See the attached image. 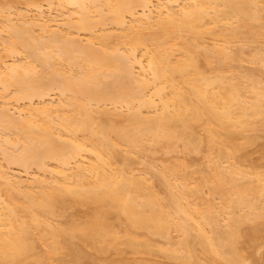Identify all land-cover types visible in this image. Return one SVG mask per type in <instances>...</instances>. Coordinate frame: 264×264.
<instances>
[{
  "label": "bare ground",
  "instance_id": "obj_1",
  "mask_svg": "<svg viewBox=\"0 0 264 264\" xmlns=\"http://www.w3.org/2000/svg\"><path fill=\"white\" fill-rule=\"evenodd\" d=\"M14 1L0 0V264L125 246L244 264L264 239V173L240 160L264 125V79L237 72L264 63V0H44L46 14ZM179 148L203 165L172 161ZM143 153L164 165L138 168Z\"/></svg>",
  "mask_w": 264,
  "mask_h": 264
},
{
  "label": "rangeland",
  "instance_id": "obj_2",
  "mask_svg": "<svg viewBox=\"0 0 264 264\" xmlns=\"http://www.w3.org/2000/svg\"><path fill=\"white\" fill-rule=\"evenodd\" d=\"M4 1H5V0H4ZM11 1H12V0H11ZM19 1H20V0H19ZM19 1H16L17 3L14 1V2H11L10 4H12V3L14 4V3H15L14 5H12V6H14V9H15V8H19V7H20L21 9H22V8L24 9V7H23L24 4H23V5L20 4L22 7L19 6V3H23V0H22V2H19ZM38 1H39L40 3H39ZM2 2H3V1H2ZM2 2H1V3H2ZM7 2L9 3V1H7ZM18 2H19V3H18ZM42 2H43V3H42ZM3 3H4V2H3ZM5 3H6V2H5ZM8 3H7V4H8ZM35 3H36L37 5H42V6L40 7V9L42 8L41 10L44 11L45 14L48 13V10L45 9V7L47 8V6L45 5V1H44V0H36ZM17 4H18L19 7L17 6ZM3 5L6 6V4H2V6H3ZM5 6H4V7H5ZM12 6H10V7L12 8ZM16 6H17V7H16ZM24 6H25V5H24ZM7 7H8V6H7ZM30 7H32L33 10H31L32 8L30 9ZM30 7L28 8V9L30 10V11L28 10V14L30 13V17H31L32 15L34 16V15L37 14V13H36V11H35L36 9H35L33 6H30ZM12 9H13V8H12ZM12 9H11V10H12ZM46 10H47V12H46ZM49 11H50L52 14H53V12H54L53 10H52V11L49 10ZM32 12H33V13H32ZM34 12H35V13H34ZM31 14H32V15H31ZM28 16H29V15H28ZM33 16H32V17H33ZM207 42H208V41H207ZM261 42H262V41H261ZM208 43H210V41H209ZM256 44H257V43H256ZM249 45L251 46V43H250ZM252 45H253V47H254V46H255V43H254V44L252 43ZM258 45H259V46H258ZM258 45H257L258 47H255V49H256V48H259L260 45H261L262 47H260V48H262V51H261L260 48H259V50H260L261 52H264V43H262V44H261V43H260V44L258 43ZM248 49H249V50H247V49H244V50L248 51V53H249L250 49L253 51L252 47H250V48H248ZM255 49H254V50H255ZM246 51H245V52H246ZM252 51H251V52H252ZM257 52H258V51H257ZM248 53H247V54H248ZM259 53H260V52H259ZM247 54H246V55H247ZM250 54H251V53H250ZM250 54H249L248 57H250ZM255 54H256L257 56L259 55L258 53H256V50H255ZM262 54H264V53H262ZM262 54H261V55H262ZM246 55H244V56H246ZM253 56H254V55H253ZM262 56H264V55H262ZM252 58H255V57H252ZM7 59H8V58H7ZM242 59H243V58H242ZM242 59H241V61L239 60V61H240V65L237 63V64H238V67L240 66L241 68L238 69V67H237V69H238V70L242 69V71H243L244 73L241 72V71H240V72L238 71L237 73H242L243 75H244L245 73H247V75L249 74V75H248L249 77H250V75L252 74V75L255 77V79H257V80H259V81H262V79H264V67H262V66H264V65H262V66L259 65V64L262 63V62L260 61V63H259L258 65H256V64H257V62H256L257 60H254V63L256 62V64H254V63H250L249 61H247L248 59L246 60L245 57H244V59H245L247 62L244 61V60H242ZM250 59H251V58H250ZM256 59H257V58H256ZM239 61H238V62H239ZM231 62H232V61H231ZM233 62H234V64L236 65V63H235L236 61H233ZM230 64H231V63H229V65H230ZM234 64H231V65H232V67H235V69H236V66H235ZM262 64H264V63H262ZM227 66H228V65H227ZM225 67H226V66H224V69H222L223 71L225 70ZM221 68H222V67H220V69H221ZM227 69H228V68H227ZM229 69H230V68H229ZM232 69H233V68H232ZM235 69H234V71H235ZM228 71H229V70H228ZM228 71H224V73L226 74ZM234 71L231 70V74L234 73ZM229 74H230V73H228L227 75H229ZM243 75H241V76H243ZM245 75H246V74H245ZM252 75H251V77H252ZM229 76H230V75H229ZM231 76H232V75H231ZM233 76H234V74H233ZM235 76L238 77V74L235 73ZM248 76H247V77H248ZM243 77H244V79L247 78L246 76H243ZM243 77H242V78H243ZM256 77H257V78H256ZM237 79H241V78L238 77ZM245 80H246V79H245ZM247 80H249V78H247ZM241 81H243V79H242ZM246 82H247V81H246ZM262 82H264V81H262ZM52 99L54 100L55 98L53 97ZM257 128H258L257 131L252 132V131H253V130H252V131L248 132V133L251 134V135H250L251 137H253V136H252V133H254V136H255V137H253V139H255V140H254V142H253L252 144H250V145H248V146L246 147L245 150H246L247 153H246L245 150H244V154H245V153L247 154V156H246V155H244V156H245L247 159H245V161H244V157H243V158H241L240 160H243V162H241V164H242V163H244V164L246 163L245 165L248 164L246 167L244 166V169H246V168H249V169H250L251 167H254V166L251 165V164H254V165H256L255 167L260 171V173H261V172L264 173V125H262V127H261V126H258ZM259 128H260V129H259ZM255 129H256V128H255ZM251 132H252V133H251ZM248 133H247V135H248ZM248 136H249V135H248ZM175 151H177V149H176ZM178 151H179V152H172V154L169 153L168 155H171L170 159L172 158V156H178V159H177V157H176L175 160H179V158H180V159H182L184 162L186 161L187 163H190V164L192 163V164H200V165L202 164V165H203V163H202L203 161H202V160H204V159H202L203 157L201 158V155H200V154H199V155H198V154H197V155H195V154H193V155H188L187 153H184V154H183V153H181L180 148H179ZM146 153H147V152H146ZM151 153H153V152H151ZM151 153L148 152V154H151ZM242 153H243V152H242ZM148 154H145V155L147 156V157H146V160H147V158H149L150 161H152V160H151V157H152L153 159H156V158H157V159H161V160H162L163 158H166V157H167L166 154L161 153V152H160V153H159V152H156V155H155V154H151V155H154V156H151V155H148ZM162 154H164V155H162ZM185 154H187V155H185ZM143 155H144V153L142 154V158H143ZM145 155H144V156H145ZM140 156H141V155H140ZM148 156H149V157H148ZM150 156H151V157H150ZM155 157H156V158H155ZM168 157H169V156H168ZM131 158H132V157H131ZM131 158H130V159H131ZM135 158H136V157H134L133 159H135ZM137 158H138V157H137ZM137 158H136V160H137ZM139 158H141V157H139ZM174 158H175V157H174ZM200 158H201V159H200ZM166 159H167V158H166ZM172 159H173V158H172ZM172 159H171V160H172ZM0 160H1V159H0ZM139 160H140V159H139ZM139 160H137V161H138V164H136V166H137L138 168H140V167L142 166V164L145 163V161H146V160H145V157L143 158L144 162L141 163ZM164 160H165V159H164ZM155 161H156V160H155ZM155 161H154V162H155ZM159 161H160V160H159ZM159 161H157V162H155V163H159V164H160ZM166 161H167V160H166ZM172 161H174V159H173ZM179 161H180V160H179ZM139 162H140V163H139ZM154 162L152 161V162L149 163V161H148L147 164H149V165H150V164H151V165L153 164L154 167H155L156 165L158 166V164L154 165V164H155ZM167 162H168V161H167ZM167 162H166L165 165H167ZM175 162H176V161H175ZM175 162H174V163H175ZM1 163H3V161H1ZM163 163H164V162H162L161 164L164 165ZM178 163H179V162H178ZM139 164H141V165H139ZM161 164H160V165H161ZM169 164L171 165V163H169ZM175 164H176V163H175ZM192 164H191V165H192ZM244 164H242V165H244ZM133 165H135V164H133ZM145 165H146V164H145ZM145 165L142 166V167H144V170H145ZM200 165H199L198 168H200ZM249 165H250V167H249ZM131 166H132V165H131ZM147 166H148V165H147ZM157 166H156V167H157ZM197 166H198V165H197ZM133 167H134V166H133ZM137 167H136V168L134 167V168H135V170L138 171V168H137ZM187 167H188L187 169H190V166H189V165H188ZM193 167H195V166H193ZM203 167H204V166H203ZM203 167L201 166V168H203ZM242 167H243V166H242ZM255 167H254L253 169H256ZM10 168H11V167H10ZM12 168H13V167H12ZM12 168H11V169H12ZM131 168H132V167H131ZM146 168H147V167H146ZM157 168H158V167H157ZM201 168H200V169H201ZM11 169H9V170H11ZM13 169H14V168H13ZM132 169H133V168H132ZM142 169H143V168H142ZM191 169H192V168H191ZM194 169H195V168H194ZM205 169H206V167H205ZM135 170H134V171H135ZM192 170H193V169H192ZM246 170H247V169H246ZM251 170H252V169H251ZM140 171H141V169H140ZM182 171H183V170H182ZM182 171H181V172H182ZM186 171H187V170H186ZM189 171H190V170H189ZM200 171H201V170H200ZM248 171H250V170H248ZM253 171H254V170H253ZM256 171H257V170H256ZM256 171H254V172H256ZM259 171H258V172H259ZM10 172H11V171H10ZM144 172H145V171H144ZM183 172H184V171H183ZM183 172H182V173H183ZM203 172L205 173L204 169L202 170L201 173H203ZM258 172H257V173H258ZM134 173H135V172H134ZM136 173H137V172H136ZM138 173H139V172H138ZM145 173H146V172H145ZM145 173H144V174H145ZM186 173H187V172H186ZM189 173H190V172H189ZM192 174H193V173H192ZM199 174H200V173H199ZM146 175H147V174H146ZM196 175H197V174H196ZM148 176H150V175H148ZM192 176H193V175H192ZM146 177H147V176H146ZM193 177H194V176H193ZM197 177H198V176H197ZM197 177H195V178H197ZM252 177H253V176H252ZM262 177H264V176H262ZM153 181H154V180H153ZM153 183H154V182H153ZM152 185H153V184H152ZM154 185H155V184H154ZM157 186H158V184H157L156 186H154V187H157ZM160 188H161V187H160ZM160 188L157 187L158 191L161 190ZM162 189H163V188H162ZM154 190H156V189L154 188ZM158 191H157V192H158ZM161 192H162V191H161ZM161 192H160V193H161ZM162 193H163V192H162ZM159 195H160V194H159ZM69 208L71 209V207H69ZM72 208H73L72 211H71L70 209L68 210V209L66 208V210H68L67 213H69V215H70V216H69V219H70L71 216H74L73 213L75 214V216L77 215V217H78L77 220H79V217H81L80 219H82V216H83L82 214H83V213H82V214H79V213L82 212V211H80L81 209L79 210V209L76 207V208L78 209V211H79V213H78V211H77L76 208H74V207H72ZM80 208H82V207H80ZM74 209H75V210H74ZM83 209H84V207H83ZM66 210H65V211H66ZM85 210H86V209H85ZM85 210H84V211H85ZM86 211H87V210H86ZM72 212H73V213H72ZM65 213H66V212H64V215H65ZM77 213H78V214H77ZM84 214H85V212H84ZM78 215H80V216H78ZM66 216H67V215H66ZM75 216H74V217H75ZM74 217H73V218H74ZM110 217H111V219L113 218L112 216H110ZM59 218H60L59 221H58L57 218H56V221H58L59 224H60V223H63V221H64V223H65V219H63V218L61 219V217H59ZM59 218H58V219H59ZM71 218H72V217H71ZM73 218H72V219H73ZM83 218H84V216H83ZM69 219H67V220H69ZM113 219H114V218H113ZM113 219H112V222L115 221V220L113 221ZM70 220H71V219H70ZM74 220H75V219H74ZM108 220H109V219H108ZM56 221H55V222H56ZM60 221H61V222H60ZM66 222H67V221H66ZM109 222H110L112 225H113V224H116L115 222L112 223L110 220H109ZM118 222H119V221H118ZM64 223H63V224H64ZM68 223H69V222H68ZM68 223H66V225H68ZM122 223H123L122 221H121V223H119V224H121V225H120V227H118V228L120 229V230H118V231H121V228H122V225H123ZM117 224H118V223H117ZM119 224L116 225V227H115V225H113L114 228L117 229V226H119ZM66 225L64 224V226H66ZM247 225H248V223H247L245 226H247ZM248 226H249V228H250V225H248ZM124 227H125V226H124ZM124 227H123L122 229H124ZM219 227H220V226H219ZM242 227L245 229L244 226H242ZM259 227H260V226H259ZM262 227H264V226H262ZM249 228H248V229H249ZM116 229H115V230H116ZM250 229H251V228H250ZM258 229H259V228H258ZM261 230H262V228H261ZM257 231H258V230H257ZM258 232H259V231H258ZM258 232H257V233H258ZM260 233H261V231H260ZM172 234H173V236L175 235L174 233H172ZM262 234H264V231H262ZM256 235H257V234H256ZM260 235H261V234H260ZM257 236H258V235H257ZM154 237H156V236H154ZM154 237L152 238V239H154V241H155V242L153 241V242H154V243H153L154 245L157 243L156 245H159V246L161 245L160 247H166V246H164V245L161 244L162 242L166 241L165 239L162 238V240H164V241H162L160 237H157V238H160V239H157V238H154ZM261 237H264V236H261ZM256 238H257V237H256ZM243 240H245V239H243ZM77 241H78V240H77ZM80 241H81V240H80ZM240 241H241V240H240ZM75 242H76V241H75ZM75 242H74V243H75ZM245 242H246V241H245ZM252 242H254V241L252 240ZM257 242H260V243L258 244V245H259L258 247H257V243L255 244V242H254V244L256 245L255 248H251V247L246 246V248H247V247H248V248L246 249L245 252H247L248 249H249L248 252L251 253V254H250L251 256H250V257L248 256L249 253H248V254H244V257L248 256V259L245 258L246 261H245L244 264L247 263V260L250 261V262H248V264L251 263L252 261H254L255 264H264V239H261V241H260L259 238H258V241H257ZM76 243H77V242H76ZM78 243H79V244H77V245H82V244H83V243L80 244V242H78ZM242 243H243V242H242ZM246 243H247V242H246ZM250 243H251V242H250ZM166 244H167V243H165V245H166ZM238 244L240 245V247H242L240 243H238ZM251 244H252V243H251ZM254 244H253L252 247L255 246ZM77 245H75V247H76ZM242 245H244V244H242ZM245 245H246V244H245ZM245 245H244V246H245ZM247 245H249V243H247ZM244 246H243V247H244ZM249 246H250V245H249ZM78 247H79V246H77V248H78ZM125 247L127 248V246H125ZM82 248H83V250L86 249V250L88 251V253H91V251H90L91 249H87V247H86V248L82 247ZM82 248H81V249H82ZM122 248L124 249L123 246H122ZM126 248L124 249V251H121V252H123V253H122V254H119L120 256H119V255H116V254L113 253V251H111V250H110L109 252H112V253H109V252H106V254H105V253H104V254H103V253H102V254H100V253H96L98 256L95 254L94 257L97 256L98 259L95 258V261H96V260H99V261H100V260L102 259L101 262L103 261L104 264H132L136 259H139V257H143L144 259H146L145 262H147L148 264H185V263H181V262L178 263L177 261H174V259L171 260V258L169 259L168 257L164 256L163 254H161L162 256H161L160 254L158 255V254H157L158 251H156V250H155V252L152 251V252H153L152 255H150V254L147 253L148 255H147V254H144V255L141 254V256H140V254L138 255V254L135 253L134 251H133V253H132V251H131L130 249H126ZM123 249H122V250H123ZM242 251L244 252V250H242ZM64 252H65V251H64ZM81 252L83 253V255H85V256H83V257H86V254H87V253H85V251H84V252L81 251ZM93 252H94V251L92 250V253H91V254H93ZM121 252H120V253H121ZM156 252H157V253H156ZM66 253H67V252H66ZM84 253H85V254H84ZM134 253H135V254H134ZM150 253H151V252H150ZM154 253H155V254H154ZM63 255L66 256L67 254H64V253H63ZM87 255H88V254H87ZM89 255H90V254H89ZM99 255H100V256H99ZM66 257H67V256H66ZM66 257H63V259H64L65 261H66V259H65ZM88 257H89V256L86 257L87 260H88ZM135 257H136V258H135ZM91 258H92L93 260H92ZM99 258H100V259H99ZM167 258H168V259H167ZM251 258L253 259L252 261H251ZM132 259H134V261H133ZM64 260H63L62 262H65ZM82 260H83V261L80 260V261H79L80 263H79V262H78V263H79V264H88V262H90V261L92 260L91 263L94 264V263H93L94 258H93L92 255H90V261L85 262V261H86L85 258H82ZM84 260H85V261H84ZM129 260H130V262H128ZM131 260H132V261H131ZM139 260H142V262H143V259H142V258H140ZM95 261H94V262H95ZM99 261H98V262H99ZM135 262H136V261H135ZM140 262H141V261H140ZM140 262H139V263H140ZM142 262H141V263H142ZM254 262H253V263H254ZM60 263H61V261H60ZM78 263H77V264H78ZM137 263H138V260H137ZM137 263H136V264H137ZM141 263H140V264H141ZM147 263H146V264H147ZM61 264H64V263H61ZM89 264H90V263H89ZM95 264H98V263H95ZM133 264H135V263H133ZM143 264H144V263H143ZM186 264H187V263H186Z\"/></svg>",
  "mask_w": 264,
  "mask_h": 264
}]
</instances>
